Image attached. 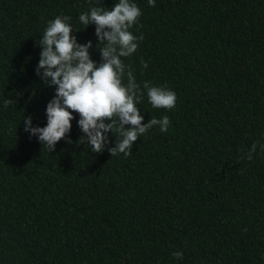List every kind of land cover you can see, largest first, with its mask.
<instances>
[{
	"label": "trees",
	"instance_id": "16d2710c",
	"mask_svg": "<svg viewBox=\"0 0 264 264\" xmlns=\"http://www.w3.org/2000/svg\"><path fill=\"white\" fill-rule=\"evenodd\" d=\"M116 2L0 0V264H264V151L241 159L264 144V0H133L144 39L122 59L142 91L150 81L177 101L154 109L144 91L143 123L170 125L131 155L111 157L112 132L92 153L76 113L51 153L24 131L25 117L46 126L55 97L35 72L48 21L70 17L99 64L96 26L78 17Z\"/></svg>",
	"mask_w": 264,
	"mask_h": 264
},
{
	"label": "clouds",
	"instance_id": "9594fccd",
	"mask_svg": "<svg viewBox=\"0 0 264 264\" xmlns=\"http://www.w3.org/2000/svg\"><path fill=\"white\" fill-rule=\"evenodd\" d=\"M147 2L148 6H155V0ZM141 15L133 0H117L111 9L99 4L79 15V22L85 28L90 24L96 26L97 49L101 55L99 64L90 57L91 41L83 45L77 43L70 17L57 16L48 21L42 38L36 43L42 51L35 72L45 86L56 87L55 97L47 104L46 126L33 127L31 117H25L23 121L24 131L38 137L39 143L50 153L70 134L71 122L75 119L73 113L79 116L81 137L86 138L92 153L105 151V133L112 132L117 136L115 147L107 149L111 157L131 155L134 142L154 126H159L162 133L168 131V116L161 119L153 117L144 124L137 105L146 91L154 109L171 110L176 106V93L166 86H153L150 81L143 82L142 91L131 66L122 59L131 57L144 39L142 34L137 36L131 31L139 23ZM141 65L148 67L143 60ZM17 102L5 99L4 107ZM67 142L71 143L70 140ZM258 145L264 151V144L257 141L241 159L252 160ZM172 256L182 259L183 253L173 252Z\"/></svg>",
	"mask_w": 264,
	"mask_h": 264
}]
</instances>
